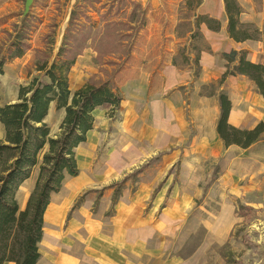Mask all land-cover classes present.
Masks as SVG:
<instances>
[{"label":"crops","instance_id":"crops-1","mask_svg":"<svg viewBox=\"0 0 264 264\" xmlns=\"http://www.w3.org/2000/svg\"><path fill=\"white\" fill-rule=\"evenodd\" d=\"M237 1L243 8L240 21L262 30L264 0ZM197 13L220 21L217 33L201 26L214 55L201 54V71L196 79L192 69L172 66L169 56L159 73L158 87L149 95L151 74L142 68L121 86L122 90L128 87L129 94H124L116 119L110 120L104 108L94 110L93 129L75 149L78 176H66L60 190L50 196L36 264H174L168 257L178 256L200 228L188 226L196 200L211 198L215 188L230 187L229 192L237 198L258 190L259 179L264 177L261 174L256 178L255 172L257 169L264 173V134L262 140L247 149L224 148L216 133L217 96H200L199 91L217 82L226 70V62L216 54L246 51L248 61L264 63L263 43L229 38L222 0H203ZM170 37L172 45L176 44L174 35ZM225 91L231 102V126L252 129L264 123V98L254 91L252 82L243 76H229ZM58 111L65 116L64 110ZM2 131L4 137L3 128ZM214 162L210 174L215 168H220V173L218 177L216 173L213 187L206 192L201 185L210 181L207 182V163ZM40 163L18 189L16 198L22 209L38 179ZM147 163L135 179L119 185ZM86 191L85 202L74 207ZM20 192L24 196L19 200ZM224 198L225 193L219 196L222 202ZM230 223L228 212L202 222L205 236L196 253L221 241ZM161 252L166 259L160 258Z\"/></svg>","mask_w":264,"mask_h":264},{"label":"trees","instance_id":"trees-1","mask_svg":"<svg viewBox=\"0 0 264 264\" xmlns=\"http://www.w3.org/2000/svg\"><path fill=\"white\" fill-rule=\"evenodd\" d=\"M222 1L229 38L236 42L259 41L264 47V27L260 30L253 23L241 22L239 17L243 8L237 0ZM114 2L118 4V11L129 5L132 8L127 21L105 20L104 38L108 49L103 52L94 49L98 75L90 76L79 89L73 92L70 90L69 74L91 40L92 29L90 18L75 4L57 53L51 55L49 47L48 51L36 50V59L32 63L33 72L28 71V83L19 88L14 103L0 107V124L4 129V139L0 140V264L38 262L43 216L50 196L60 190L66 176H78L75 149L86 141L88 131L93 129L94 110L106 109L108 118L113 120L120 108L123 99L115 81L116 76L132 57L133 42L148 21L145 10L136 1ZM202 3L203 0L181 1L180 16L173 32L177 43L173 53L168 55L171 57L170 64L176 69H192L194 79L201 71V54L214 55L204 39L201 26L216 33L221 29L218 19L197 13ZM21 15L14 17L19 18ZM29 18L25 14L19 24L13 23L11 33L4 31L7 35L2 47L0 46V76L4 74L3 69L8 62L23 57L30 50L29 32L32 21ZM119 27L127 29L123 32L119 31ZM216 55L226 62V70L217 82L202 86L199 95L217 96L219 117L216 133L224 148L236 146L247 149L262 140L264 123L259 122L252 129L236 128L228 123L231 102L225 91L226 80L229 76H243L252 82L254 91L264 98V63L248 61L246 51L232 50ZM106 57L111 59L103 60ZM166 62L164 60L159 63L160 71ZM110 67L113 68L112 71H108ZM157 72L158 69L153 74ZM51 105L57 111L65 112L59 132L55 135H51L50 127L45 122ZM188 144L189 141L186 146ZM39 162L38 179L25 207L21 209L16 198L18 189L30 178L33 168ZM148 165L149 163L127 175L119 185L129 178H135ZM216 173L217 168L205 190L217 179Z\"/></svg>","mask_w":264,"mask_h":264},{"label":"rangeland","instance_id":"rangeland-1","mask_svg":"<svg viewBox=\"0 0 264 264\" xmlns=\"http://www.w3.org/2000/svg\"><path fill=\"white\" fill-rule=\"evenodd\" d=\"M134 1L139 3L141 8L145 10L148 23L133 42L132 57L116 76L115 81L120 88L122 99H124V94H129L127 92L129 89L128 87L123 88V92L121 86L136 77L142 68L151 74L148 95L154 94L160 83L159 63L164 60L167 61L170 50L175 49V44L172 45L170 35L174 32L173 22L178 20L180 16L179 8L182 0ZM75 4L90 18L92 29H90L91 40L88 41L82 55L77 58L69 74V86L72 92L82 87L90 76L98 75L94 49L100 52L108 49V43L104 38L105 20L127 21L132 6L129 5L118 11V4L114 0H33L27 7L26 0H0L1 47L7 35L4 31L11 33L13 23L19 24V20L25 14L32 21V28L29 32V35H31L30 50L23 57L8 62L4 66V74L0 76V107L8 103H14L19 88L28 83V71L33 72L32 63L36 59V50L48 51L49 47L51 55L57 53L67 27L69 15ZM109 8L110 10H108ZM18 14L22 15L19 18L14 17ZM81 22L84 23V20L81 19ZM87 27L89 29L88 24ZM118 29L124 32L127 28L119 27ZM109 47L113 48L112 45ZM106 59H111V57L103 58V60ZM112 69L110 67L108 71H112ZM157 69L159 72L153 74ZM48 115V118L46 117L47 122L46 119L45 122L50 127L51 133L57 134L64 117L61 116L59 111L55 110L54 105L50 106ZM116 117L115 115L114 119ZM2 128L0 124L1 140L4 139L3 134H1L3 133ZM214 165L215 162L207 163V172L209 173L207 174L209 175L207 182L211 175L209 171ZM178 171L177 167L175 177ZM219 173L220 168L217 171V177ZM255 173L256 178L260 177L261 174V177H264V173L257 169ZM206 184L201 186L204 188ZM132 185L133 183H130V186ZM212 187L213 184H210L206 192H209ZM257 187L258 190L253 194L241 195L238 198L229 192L230 187H223L224 189L221 190L215 188L213 194L211 192V198L196 200L191 206L188 226L193 229L198 225L200 228L188 239L184 250L178 256H169L168 261H174V264H237L238 262L242 264H264V179H259ZM223 193H225V201L222 202L219 196H222ZM87 195L88 192L86 191L82 196H79L74 207L85 202ZM23 196L24 193L20 192L19 200ZM220 212H228L229 214L231 222L229 231L221 241L212 242L208 248L196 253L205 236V231L200 225L202 222L215 218V215ZM162 252L160 258L166 259V255Z\"/></svg>","mask_w":264,"mask_h":264},{"label":"water","instance_id":"water-1","mask_svg":"<svg viewBox=\"0 0 264 264\" xmlns=\"http://www.w3.org/2000/svg\"><path fill=\"white\" fill-rule=\"evenodd\" d=\"M33 2V0H26L27 7Z\"/></svg>","mask_w":264,"mask_h":264}]
</instances>
